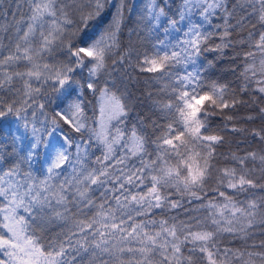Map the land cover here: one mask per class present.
I'll return each instance as SVG.
<instances>
[{
  "label": "snow or ice",
  "instance_id": "obj_1",
  "mask_svg": "<svg viewBox=\"0 0 264 264\" xmlns=\"http://www.w3.org/2000/svg\"><path fill=\"white\" fill-rule=\"evenodd\" d=\"M129 11V0H0V120L17 117L33 137L23 154L20 135L0 142V264H264V239H254L264 237V0H148L141 19L149 31L167 37L188 21L184 39L158 40L151 53L122 45ZM109 12L108 27L93 33L92 22ZM196 13L209 25L219 17L212 27L220 31L192 23ZM235 44L238 90L205 82L199 70L173 71L195 65L203 50ZM56 52L64 59L49 61ZM120 68H131L130 78L174 81L172 98L157 102L151 134L122 127L128 106L107 82ZM49 83L56 92L75 84L97 95L99 127L89 126L80 100L56 112L51 128L37 127L36 111L45 115L37 98ZM240 109H251L243 120L258 126L240 124ZM213 115L224 123L213 128ZM63 125L87 132L86 142L61 133L53 143ZM229 135L237 148L248 137L257 148L233 151ZM42 149L47 167L36 168ZM193 204L186 211L197 214L185 220L166 215ZM56 224L63 229L45 242L41 233ZM225 236L242 247L222 246Z\"/></svg>",
  "mask_w": 264,
  "mask_h": 264
},
{
  "label": "trees",
  "instance_id": "obj_2",
  "mask_svg": "<svg viewBox=\"0 0 264 264\" xmlns=\"http://www.w3.org/2000/svg\"><path fill=\"white\" fill-rule=\"evenodd\" d=\"M159 3L160 0H157ZM15 0H9V4L14 5ZM180 0H174L175 5H179ZM148 0H129L130 11L125 18L124 24L121 29L120 40L124 46H132L134 50L139 53L153 51V45L156 44L158 40H166L169 44H176L180 40L184 39L183 33L187 30L188 21L186 20L184 24L179 25L180 31L176 32L170 30V33L167 37L163 31H149L147 29V24L145 21H142L141 16L145 11ZM26 11V9H25ZM172 11L175 12V6L172 7ZM112 13L109 12L103 15L99 20L92 22V32H99L108 27L111 22ZM192 23H200L204 25L206 31L219 32L220 29L212 27V25L221 24L222 20L219 17L212 19V25L204 24L199 13H196L191 16ZM240 35H246V32L239 35H233L232 39L234 41L238 40ZM220 40L217 37H213L209 43L208 48L212 49L215 45L219 44ZM242 51V48L239 44H235L232 47H229L223 51V53L214 51V50H203L199 57H197L195 65H188L187 69L183 66H178L173 71L180 75L185 74V71L199 70L202 78L205 82H219L221 84H228L233 89H239L241 84V78L239 73L242 69L243 60L238 53ZM49 61H57L64 59V54L61 52H56L52 57L48 58ZM119 68V65H117ZM20 71H25L23 63L19 66ZM131 68H120L119 71L113 73L110 79H107L109 86L112 83H115V87L112 89L118 96H120L128 106V116L125 119V123L122 127L126 130L131 129L135 126L138 130L146 132L147 134L152 133L151 121H159V111L157 109V102L163 103L172 98L171 88L174 87V81L171 79H164L157 81L155 79H150L148 74H138L133 73L132 78L129 77L128 73H131ZM87 78V71H80L76 75V80L80 83H83ZM102 81L101 83H103ZM167 85V87H166ZM35 86V85H34ZM17 88L21 87V84L18 82L16 84ZM6 99L8 97H5ZM80 100L83 103L85 113L88 118V124L90 127H99V105L100 101L97 95L92 94L87 90H81L77 85H73L67 91L56 92L52 90L51 83L43 86L41 94L37 98V103H44V113L41 115L39 110L36 111V123L37 127H41L43 124H47L51 128L50 119L55 115L56 112L64 110L69 103ZM35 107V105L33 106ZM252 111L251 109H240L236 113L238 117V122L246 127L258 126L259 121L249 122L245 124L243 120L244 115ZM29 114L32 112V109H28ZM29 119L32 117L29 115ZM209 123L213 128L221 126L224 121L219 115L209 116ZM115 123V121L113 122ZM68 135L73 140L74 144L84 143L87 140L88 133H75L67 125H63L61 130H58L54 135L53 143H59L62 141V134ZM11 135H20L22 137L19 141V148L17 151H20L22 154L26 152L29 148V145L33 142V137L31 135V125L29 129H25L21 126V121L15 116H8L0 120V142H4L5 145L11 144ZM47 139V137L45 138ZM230 147L233 151H240L241 153L245 150H253L257 148V145L251 143V137H248L247 140L249 143H239V148H237V143L239 138L236 136L229 135ZM45 151L41 150V157L39 162H37L34 167L39 168L41 164L44 167H47L45 162ZM94 155H99V150L93 145ZM222 152L229 151V146H225L220 149ZM94 155L92 159H94ZM173 199L177 197L173 196ZM199 202H194V204ZM193 205H186V208L175 209L168 212L167 216H175L178 220H185L186 218L195 215L191 211H186V209H191ZM24 215L23 212H21ZM202 215V213H199ZM165 218V217H158ZM63 225H48L47 228L41 233L45 242L50 238L55 236L57 233L61 232ZM255 242L258 244L261 237L257 235ZM251 243V241H249ZM222 246L230 248H240L242 247V241L238 239H229L225 236L222 240Z\"/></svg>",
  "mask_w": 264,
  "mask_h": 264
}]
</instances>
